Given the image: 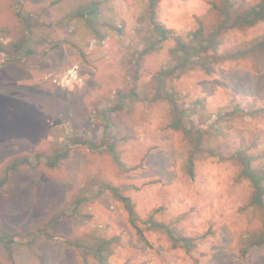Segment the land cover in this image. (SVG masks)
Returning <instances> with one entry per match:
<instances>
[{
  "label": "rangeland",
  "instance_id": "1",
  "mask_svg": "<svg viewBox=\"0 0 264 264\" xmlns=\"http://www.w3.org/2000/svg\"><path fill=\"white\" fill-rule=\"evenodd\" d=\"M89 1L23 0V11L41 24L34 29L37 43L31 53L0 66V179L7 171L0 234L9 240L0 237V264H95L78 244L93 246L100 238L113 240L109 264H264V211L249 205L251 182L238 177L239 163L209 157L199 159L188 176L186 139L168 126L164 102L125 99L105 149L72 145L56 166L44 163L67 139H102L98 115L116 103L118 89L130 85L136 61L139 84L168 62L171 42L141 54L146 0H99L101 21L116 27L98 25L105 34L100 40L72 16ZM208 8L209 0H161L157 18L189 31ZM20 32L12 1L0 0V42L12 43ZM263 34L264 21L230 31L221 49L243 47ZM171 84L186 118L206 125L237 102L264 106V61H226L212 75L197 69ZM250 113L223 122L227 138L217 141L240 146L258 138V166L264 164V111ZM23 157L30 164L7 168ZM102 184L133 202L147 243L138 240L120 200ZM149 218L192 237L194 246L173 247L165 231L146 229Z\"/></svg>",
  "mask_w": 264,
  "mask_h": 264
},
{
  "label": "trees",
  "instance_id": "2",
  "mask_svg": "<svg viewBox=\"0 0 264 264\" xmlns=\"http://www.w3.org/2000/svg\"><path fill=\"white\" fill-rule=\"evenodd\" d=\"M15 15L20 22V35L16 41L4 44L0 42V66L8 61L14 60L19 54L31 53L34 29L40 26L38 17L32 13L23 11V0H11ZM161 0H146L144 13L148 21V27L144 28L145 46L141 54L157 51L165 43L171 42L168 48V62L152 75L151 80L146 84H139V62L136 61L134 68L130 72V85L127 88L118 89L115 92L116 103L108 104L98 115V122L102 126V139L97 143L90 139L68 140L53 151L52 155L45 156L44 163L49 167L56 166L61 160L68 157L72 145L85 144L94 149H105L103 144L107 135L111 134V127L115 126V114L123 109V101H147L149 103L164 102L169 106L170 118L168 126L172 130L183 134L187 143L186 161L184 164L185 173L193 177L196 162L201 158H216L224 161L230 160L239 163L240 169L238 177L251 182L253 192L249 199V205L264 211V164L257 166V160H262L260 154L254 152V147L258 145V138H254L249 143L234 146L230 140L224 139L218 142L217 138L224 137L223 122L231 121L237 115L244 116L251 111L263 110L255 108L249 103L237 102L233 105L232 111L221 114L217 112L210 124L198 122L193 124L185 116L186 110L182 104L178 103L180 98L172 82L181 76L194 71L202 70L206 75H212L221 63L234 60H254L256 64L264 61V34L255 37L243 47L229 50H222L221 45L224 35L230 31H244L252 28L264 21V0H209V8L205 15L198 17L196 27L189 31H179L167 27L157 18V5ZM38 16V15H37ZM73 17L83 21L94 34L97 40L104 38L98 25L107 26L108 29L116 27L108 24L103 19V7L99 0H92L86 4L78 6L73 12ZM107 29V28H106ZM120 31V29H119ZM254 108V109H252ZM249 109V110H247ZM250 111V112H249ZM119 137L117 134H112ZM212 137V139H211ZM227 138V135H225ZM211 141V142H210ZM113 145L108 150L113 151ZM42 154L34 155L36 163L41 161ZM21 164H30L29 157L13 160L8 169H16ZM6 168V169H7ZM4 177L0 179V187L4 182ZM102 188H110L113 196H116L125 212L128 222L134 230L138 240L147 243L143 229L139 226V217L134 209V204L127 196L120 195L113 187L102 184ZM146 229H162L167 234L173 247H185L190 250L194 246L192 237L175 235L171 228L163 223H158L152 218L145 221ZM264 236V235H263ZM262 236V237H263ZM1 239L7 241L5 235L0 234ZM260 237V240H262ZM112 239L100 238L93 246L78 244L80 248H85L84 256L91 255L95 264H109L108 256L111 251Z\"/></svg>",
  "mask_w": 264,
  "mask_h": 264
}]
</instances>
